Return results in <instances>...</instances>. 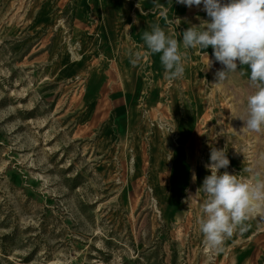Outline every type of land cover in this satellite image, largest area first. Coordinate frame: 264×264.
Instances as JSON below:
<instances>
[{
	"label": "rangeland",
	"instance_id": "obj_1",
	"mask_svg": "<svg viewBox=\"0 0 264 264\" xmlns=\"http://www.w3.org/2000/svg\"><path fill=\"white\" fill-rule=\"evenodd\" d=\"M158 2L166 18L152 0H0V264H264V212L215 250L199 228L211 147L221 173L264 179L250 69L216 85L213 50L181 44L167 78L143 32L182 41L209 18Z\"/></svg>",
	"mask_w": 264,
	"mask_h": 264
},
{
	"label": "clouds",
	"instance_id": "obj_2",
	"mask_svg": "<svg viewBox=\"0 0 264 264\" xmlns=\"http://www.w3.org/2000/svg\"><path fill=\"white\" fill-rule=\"evenodd\" d=\"M152 2L154 9L160 10L159 16L166 18L167 7L158 0ZM176 3L188 8L203 5L209 21L188 27L180 33L182 41L166 35L159 24L153 25L151 31L142 35L147 50L161 54L169 79L181 78L185 72L186 54L180 51L181 44L184 49L213 50L214 60L223 66L216 72V85L247 66L255 91L247 96L246 111L240 120L250 131H264V0H176ZM208 59L209 69L212 65L209 55ZM229 164L226 148L211 147L210 161L205 165L210 175L197 190L206 197L201 205L203 216L199 228L206 247L214 250L237 229L247 231L246 221L250 216L264 212V179L256 176L245 182L227 171L221 173ZM192 179L196 180L195 173Z\"/></svg>",
	"mask_w": 264,
	"mask_h": 264
},
{
	"label": "bare ground",
	"instance_id": "obj_3",
	"mask_svg": "<svg viewBox=\"0 0 264 264\" xmlns=\"http://www.w3.org/2000/svg\"><path fill=\"white\" fill-rule=\"evenodd\" d=\"M112 1H113V0H112ZM100 2H103V0H95V3H96V5H97V8H98V12H99V14H100V12H101V10H102L101 5H99ZM191 8L199 9V7H194V6H192Z\"/></svg>",
	"mask_w": 264,
	"mask_h": 264
}]
</instances>
